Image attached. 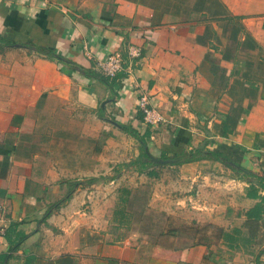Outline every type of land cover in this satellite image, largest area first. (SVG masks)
<instances>
[{
	"label": "crops",
	"instance_id": "0c3cea01",
	"mask_svg": "<svg viewBox=\"0 0 264 264\" xmlns=\"http://www.w3.org/2000/svg\"><path fill=\"white\" fill-rule=\"evenodd\" d=\"M0 35L15 42L0 46V264H264V214L247 219L248 183L218 161L162 164L148 206L170 194L219 233L155 244L115 218L120 184L147 178L116 122L155 157L204 147L264 177V0H0ZM25 43L96 71L142 54L109 87ZM142 95L162 122H144Z\"/></svg>",
	"mask_w": 264,
	"mask_h": 264
},
{
	"label": "rangeland",
	"instance_id": "374dc122",
	"mask_svg": "<svg viewBox=\"0 0 264 264\" xmlns=\"http://www.w3.org/2000/svg\"><path fill=\"white\" fill-rule=\"evenodd\" d=\"M136 143L138 142H134V144L129 147L132 152L135 151V149L138 150V156L135 158L136 161L131 165L139 173H144L147 178L145 179L144 177L142 181L137 180V185L134 186L135 184H131L133 186L130 188L125 187L126 185L122 186L123 183L120 184V191L118 190L117 192L118 208L115 212V218L119 224L116 227V232L121 233L122 235H127L136 231L140 236L150 239V241L155 244H165L168 235L176 237L178 233L181 238L189 236L186 243L189 242L191 237L197 238L206 234L208 231H212L214 234L219 233L218 228L213 226L215 228L213 229L210 224L206 222L201 223V220L197 222L195 220V215L189 212L193 209L188 210L187 207L184 209V207H178L176 204L172 205L170 200L173 199L170 194H167L165 197V206L167 204L165 210L159 209V207H157L159 205L156 206L153 204L151 207L148 206V203L152 200V196L155 195L153 192L156 189L157 183H161L162 180L166 178L165 176H167V174L163 170L165 167L162 166V164H149L146 167L137 161L140 157L144 160L147 158L142 156L140 145ZM131 161L133 160L131 159ZM122 164L123 162L117 164L118 172L121 167L124 166ZM124 164H127L128 166L130 165L129 162ZM227 168L228 167L223 164L220 167L216 166L214 169L211 168V170H218L225 176L238 175L235 169ZM123 188H126L129 191L122 192L121 189ZM183 193L186 192L183 191L180 194Z\"/></svg>",
	"mask_w": 264,
	"mask_h": 264
},
{
	"label": "trees",
	"instance_id": "16d2710c",
	"mask_svg": "<svg viewBox=\"0 0 264 264\" xmlns=\"http://www.w3.org/2000/svg\"><path fill=\"white\" fill-rule=\"evenodd\" d=\"M14 43H15L14 41L8 40L4 38L2 35H0V46L1 47H8V46L13 45ZM25 45H28L30 48H33L37 53L43 56H46L47 58H51L59 62L71 64L72 67H74L75 69H77L78 71L86 75L87 77H94V78L101 79L105 81L107 85H109V87L112 86V83L111 81L108 80V77L103 76L100 72L94 69H84V68H81L73 64L71 60L65 58L64 56L60 54H57L53 49H50L45 46L35 45L33 43H25ZM123 75L124 74L121 71L116 76H114V78L112 79H116V77H120ZM116 123L124 132L128 133L129 135L137 139V141L140 143L142 156L148 158L150 153L147 150L148 146L143 136H141L139 132L135 128L131 127L130 125H125L120 122H116ZM157 157L177 159V162L173 164H183V163L198 161L201 159H211L214 161L221 162L228 168L235 169L237 174L241 177H244L248 183V187L246 189L245 195L249 198L256 200V203L245 212L247 219H252V220L259 219L262 216V214H264V193H262L264 192V177H260L252 171L245 170L244 168L239 167L236 163L232 162L229 158H227V156H225L221 152L206 150L205 148L193 147L191 149L182 150L181 152L173 153V154H168L167 151L162 150L161 153L157 155ZM135 161L136 159L133 161H130L129 164L131 165ZM137 161H139L146 167L149 164L156 165V163L150 161L149 159L144 160L142 159V157L137 159ZM92 180H93L92 178H89L87 182H92ZM121 191L124 192V191H129V190L126 188H123L121 189ZM64 199L66 198L61 199V201H59L57 205H59L62 201H64Z\"/></svg>",
	"mask_w": 264,
	"mask_h": 264
},
{
	"label": "built area",
	"instance_id": "2783aa9c",
	"mask_svg": "<svg viewBox=\"0 0 264 264\" xmlns=\"http://www.w3.org/2000/svg\"><path fill=\"white\" fill-rule=\"evenodd\" d=\"M141 48L135 44L127 46L124 54L113 52L108 54L104 59L97 62L98 71L105 77L112 78L119 72L128 69L134 65L141 57ZM137 107L142 114L145 123L154 125L164 120L163 114L151 104L149 97L142 95L137 99Z\"/></svg>",
	"mask_w": 264,
	"mask_h": 264
},
{
	"label": "water",
	"instance_id": "95a60500",
	"mask_svg": "<svg viewBox=\"0 0 264 264\" xmlns=\"http://www.w3.org/2000/svg\"><path fill=\"white\" fill-rule=\"evenodd\" d=\"M16 45L22 46L21 44H16ZM147 159H149L150 161H152L156 164H173V163L177 162V159H174V158H159V157H155L151 154H149V157Z\"/></svg>",
	"mask_w": 264,
	"mask_h": 264
}]
</instances>
